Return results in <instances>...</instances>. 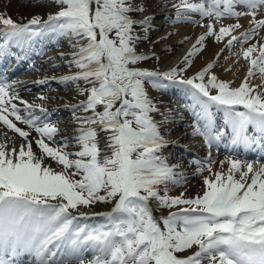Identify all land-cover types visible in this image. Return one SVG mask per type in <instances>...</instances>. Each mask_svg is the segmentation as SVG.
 <instances>
[{
	"label": "snow or ice",
	"instance_id": "1",
	"mask_svg": "<svg viewBox=\"0 0 264 264\" xmlns=\"http://www.w3.org/2000/svg\"><path fill=\"white\" fill-rule=\"evenodd\" d=\"M47 5L57 11L26 20L0 12V61L16 56L13 49L26 59L38 45L43 54L49 44L59 50L65 42L68 51H58V57L68 71L34 83L71 86L75 103L64 107L72 127L60 126L58 109L24 101L16 87L23 81L0 75V122L23 140L19 147L0 143V264H264V86L251 83L257 73L264 76V41L258 39L264 0H164L162 6L175 10L165 20L205 28L182 66L167 71L139 66L159 56L138 51V45L168 38L151 40L156 16L141 15L148 0H47ZM36 6H46L45 0ZM241 18L250 27L236 35ZM204 19L210 22L204 25ZM226 19L236 22L225 25ZM210 36L216 42L230 37L217 54L227 50L225 62L232 56L249 62L239 87L212 72L219 61L183 75ZM149 86L182 92L192 116L190 134L202 137L209 150L227 136L233 151L258 148L262 158L229 155L214 170L217 161L209 151L207 158L188 162L197 165L196 176L209 175L202 194L186 196L190 176L184 163H170L172 157L164 154L174 143L165 125L175 122V110L162 111L163 102L149 95ZM38 98L56 99L43 93ZM177 187L183 191L172 196ZM98 203L112 207L81 210ZM153 204L176 210L157 216Z\"/></svg>",
	"mask_w": 264,
	"mask_h": 264
},
{
	"label": "bare ground",
	"instance_id": "2",
	"mask_svg": "<svg viewBox=\"0 0 264 264\" xmlns=\"http://www.w3.org/2000/svg\"><path fill=\"white\" fill-rule=\"evenodd\" d=\"M175 2L177 1L175 0ZM36 4L37 0H0V12L6 11L7 14L14 20H20L21 17L25 18L26 20L30 19L32 15L39 14L43 16L46 12L57 11L56 6L47 5V0H45L46 6L38 7ZM162 5H164V0H148V11L141 15L154 13L156 16V19L153 21L155 30L151 31L150 33V38L152 41L158 40L165 36L168 38L161 39L159 43H155L154 45L150 42L147 45H142L141 43L138 45L137 50L147 52L149 49H151L156 54L158 53L157 56H159V60L155 59V61L150 64V66L140 67L149 69L155 68L159 69L160 71H167L173 67L182 66L181 61L183 57L188 51L191 50L199 35L205 32V28L193 23H172L168 20H165V16L174 17L175 10L172 9L170 5ZM193 16L194 19H200L199 14H193ZM228 21L235 22V20L226 19L223 21V23L225 24ZM209 22L210 21L208 19L203 20L204 25H207ZM240 23L243 25V27L237 30L235 33L236 35H239V33L244 32L250 27L247 18H241ZM218 27L219 24L216 25L217 29ZM169 33H172V35L168 36ZM228 38L230 37L226 36L223 41L216 42L214 37H207L205 44L202 47V51L192 58V66L189 67L188 70L183 73V75L189 77L193 76L198 70H202L208 63H215L219 61L212 72L215 73L220 80L230 82L231 87H239L245 80V75H241V80L239 82H235L236 69L233 64L230 63V58L225 62V57H229L228 51L224 50L223 53L219 55V57L217 56L218 53H221V49L224 48V43ZM258 39L264 41V30L260 32ZM181 41H183V43H181ZM61 44L62 47L59 50L55 45L49 44L47 46V50H45L43 54H41V47L43 46L38 45L36 46L34 52L28 54L26 59L18 58L22 56L23 53H21L18 49H13V51L16 52V56H9L3 61H0V65L8 61V64L4 65V67L0 69V72L1 74H7L10 69L9 66H15L13 67L14 70L19 69V73L11 77L9 80L12 82L23 81V83H16V87L20 89L21 93L24 90L31 92L25 97L24 95L21 96L19 93L20 97H22V99L28 103L43 104L45 107L50 109H58L55 116L60 120V126L71 128L72 125L68 123L72 118L71 112L66 107H64L66 101L75 103V100L73 99L75 92L72 90L71 86L69 85L66 87L63 83H60L57 80H50L46 84L34 83V81H37L45 76H60L68 71V69L62 65V62L58 57V51H68V46L65 42H61ZM168 46H171V51H165ZM49 57H56L54 62L61 64V66L53 67L54 62L49 61ZM30 65H35L36 70H33ZM227 69H231V71H226ZM245 74L247 75V72ZM259 77L260 74L258 73V75L251 79V83L253 85L259 84L261 80L264 79V76H262V78ZM151 89L152 88L149 86V95L153 99L163 102L159 105L162 111L169 108L175 110L173 113H171V115L175 118V122L165 125V128L168 130L167 138L174 143L164 149V154L172 157L170 163H184L185 171L190 176L187 185H185L187 188V192L185 193L186 196L195 197L198 193L202 194L204 190L203 180L209 175V173L206 171L203 173V175L196 176L195 169L197 165L192 164L189 166V161L194 159H205L209 156L210 151L212 159L217 161L214 167L215 170L219 168V161L225 160V158L229 155H232L233 158H247L249 160H258L262 158L258 148L254 151H248L245 153L243 147L241 146L233 151L230 140L227 136L222 139L219 145H214L212 149L209 150L202 137L193 136L190 134L193 130L192 127H190L192 116L190 111L185 108V104L189 103V101L184 98L182 92L176 88L169 89L166 92L156 91L154 89H152V91ZM41 93L48 97H55L56 99L42 101L38 98ZM172 97H176L175 99L181 100L184 103L174 104L175 102H171ZM78 98L83 99V97ZM17 103L19 104L18 101ZM19 106L23 107V105ZM240 110H243L242 107ZM157 119H159L158 116ZM216 121L218 125L223 124L221 123L223 122L222 114H217ZM31 135L35 137L33 133H31ZM9 136L17 139L13 134H10ZM8 138L9 137L0 134V143L5 142ZM7 141L8 147L11 148L13 144L10 140ZM15 146L19 147L18 145ZM33 147L34 150L38 151L35 145H33ZM181 191H183V188L177 187L170 194L172 196H176L179 195ZM111 207L112 205L109 207H103L99 205L96 208L81 210L87 213H99L108 211ZM153 208L155 215L163 216L165 209L159 210L155 204H153ZM88 255L90 256L91 254Z\"/></svg>",
	"mask_w": 264,
	"mask_h": 264
},
{
	"label": "rangeland",
	"instance_id": "3",
	"mask_svg": "<svg viewBox=\"0 0 264 264\" xmlns=\"http://www.w3.org/2000/svg\"><path fill=\"white\" fill-rule=\"evenodd\" d=\"M177 2H178V0H176ZM149 43V41H145V42H143L142 43V45H147ZM248 45L247 44H245L244 45V47H247ZM234 51H236V52H239L240 51V48L239 47H236L235 49H234ZM158 54V53H157ZM160 54V53H159ZM155 57H153L152 59H150V60H147V61H144V62H142L139 66H143V67H147V66H150V64H152L154 61H155ZM230 63L231 64H233V66L235 67V69H236V76H235V82H239L240 80H241V75H245L244 76V78L246 77V72H247V69H248V67H249V62L248 61H246L245 59H243V57L241 56V58L239 59V61H237L236 59H235V57L234 56H232V57H230ZM256 75H258V73L256 74ZM259 78H262V76L260 75V77ZM207 79V78H206ZM244 80V79H243ZM263 82H264V79L263 80H261V82L259 83V84H257V85H260V86H264V84H263ZM152 90V89H151ZM153 91V90H152ZM29 92V93H28ZM31 92L30 91H27V90H24V91H22V93L20 92V95L21 96H23L24 95V97L26 96V95H29ZM176 97H172V100H171V102L172 103H174V104H179V103H184L183 101H181V100H177V99H175ZM26 99V98H25ZM13 120H14V118H12ZM15 122V121H14ZM192 122V121H191ZM17 123V125L19 126V127H21V128H23L24 130H28V126L27 125H24V124H22V123H19V122H16ZM24 126V127H23ZM32 133L34 134V136L36 137V136H38V134L35 132V131H32ZM0 134L1 135H5L6 137H9L7 140H10L11 141V143L13 144V142H14V144L15 145H20L22 142H23V140H22V138L21 137H19V135L17 134V133H15L13 130H11V129H8L7 128V126L6 125H4L3 124V122H0ZM10 134H13L17 139H15L14 137H10L9 135ZM13 140H15V141H13ZM99 205H101V206H103V207H109L110 205L109 204H103V203H98V204H95V205H91V206H89V207H87V208H85V207H83V206H81V209H91V208H96V207H98ZM174 210H176V209H165L164 210V214H163V216H166V215H168V213L170 212V211H174Z\"/></svg>",
	"mask_w": 264,
	"mask_h": 264
}]
</instances>
